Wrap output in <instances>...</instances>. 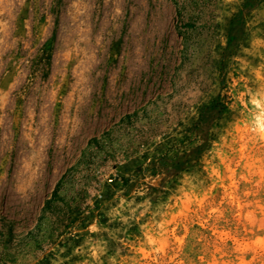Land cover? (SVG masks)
<instances>
[{
    "label": "rangeland",
    "instance_id": "374dc122",
    "mask_svg": "<svg viewBox=\"0 0 264 264\" xmlns=\"http://www.w3.org/2000/svg\"><path fill=\"white\" fill-rule=\"evenodd\" d=\"M0 264H264V0H0Z\"/></svg>",
    "mask_w": 264,
    "mask_h": 264
}]
</instances>
